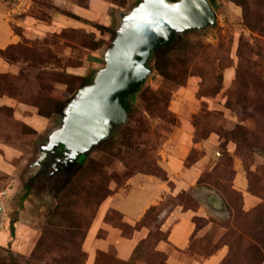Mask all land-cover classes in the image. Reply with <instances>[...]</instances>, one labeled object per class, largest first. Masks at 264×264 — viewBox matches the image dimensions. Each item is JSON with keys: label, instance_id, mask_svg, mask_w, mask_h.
Listing matches in <instances>:
<instances>
[{"label": "rangeland", "instance_id": "1", "mask_svg": "<svg viewBox=\"0 0 264 264\" xmlns=\"http://www.w3.org/2000/svg\"><path fill=\"white\" fill-rule=\"evenodd\" d=\"M138 1L0 0V264H85L86 250L95 264H122L113 242L133 228L120 229L121 214L108 210L95 235L88 230L101 203L132 177L155 181L151 167L163 169L181 125L195 187L162 197L141 223L152 234L130 263L162 264L167 255L152 249L158 216L180 204L202 209L187 251L163 245L180 264L219 251L216 264H264V0H212L216 25L155 52L157 71L150 68L111 140L65 172L35 171L61 109L103 68L118 14ZM201 189L215 192L226 212L206 209Z\"/></svg>", "mask_w": 264, "mask_h": 264}, {"label": "water", "instance_id": "2", "mask_svg": "<svg viewBox=\"0 0 264 264\" xmlns=\"http://www.w3.org/2000/svg\"><path fill=\"white\" fill-rule=\"evenodd\" d=\"M216 22L209 0H139L120 12L112 45L103 54V68L60 111L57 126L39 145L35 171L50 155H66L65 162L74 167L110 139L127 122L132 97L151 74L147 66L151 55L176 43L179 36L206 31ZM198 197L209 211L226 212L215 192L201 189Z\"/></svg>", "mask_w": 264, "mask_h": 264}, {"label": "crops", "instance_id": "3", "mask_svg": "<svg viewBox=\"0 0 264 264\" xmlns=\"http://www.w3.org/2000/svg\"><path fill=\"white\" fill-rule=\"evenodd\" d=\"M5 41V35H0V42ZM189 136L190 134L188 133V130L185 129L184 125L177 127L171 138L172 145L171 147H168L163 162H160L168 179L174 183L171 190L168 188L166 182L155 177H153L155 181H152V183L146 182L147 180L138 176L132 177L126 183V188L114 192L113 196L107 198L101 203L100 216L90 226L88 235L90 234V236H94L103 224H105L104 215L108 210L117 211L126 220V223L130 225L135 224L142 219L150 207L159 205V202L164 199L162 197H165L166 193L170 192V194L175 196L180 191L194 188L196 184V173L194 168H187L184 165V159L191 144ZM147 178H149V176H147ZM201 215V208L192 210L190 208H184L179 204L160 212L158 223L160 230L167 233V240L158 243L156 249L167 255V264H180L181 262L167 254L163 245L167 244L172 246L178 252L187 251L190 247L191 237L196 231L194 219ZM111 230L112 233H115L114 229ZM149 231V229L142 227L139 230L133 231L130 237H123L122 234L117 231L119 236L116 237L113 242V250L116 259L122 262L130 260L135 246L142 239L147 237ZM108 238H106V241ZM110 239L111 238H109L108 241ZM106 241L104 240V243L99 245L102 247L105 246L107 244ZM86 253L88 255L85 264H90L91 261L95 264V261L93 260L95 258L92 256L93 253L87 250ZM218 253L212 255L203 262H193L192 264H216V261L219 258Z\"/></svg>", "mask_w": 264, "mask_h": 264}, {"label": "trees", "instance_id": "4", "mask_svg": "<svg viewBox=\"0 0 264 264\" xmlns=\"http://www.w3.org/2000/svg\"><path fill=\"white\" fill-rule=\"evenodd\" d=\"M210 3L212 4V0H210ZM174 46H172V47H163L162 49H161V51H159L160 53H165V52H167V51H169V50H171L172 48H173ZM158 52V53H159ZM0 54H3V51L2 50H0ZM149 68H151L152 70H154V72L155 71H157V55L155 54V53H153L152 55H151V57H150V60H149V63H148V65H147ZM77 91L78 90H76L75 92H74V94L72 95L73 97L77 94ZM73 97L71 98V99H73ZM135 97H136V95L135 96H133L132 97V105H133V103H134V101H135ZM70 99V100H71ZM69 100V101H70ZM68 102V101H67ZM62 110V109H61ZM112 138V137H111ZM111 138H110V140H111ZM109 140V139H108ZM87 159V156H82L81 158H80V160H79V163H84L85 162V160ZM151 171L152 172H154V174H155V176L158 178V179H160V180H162V181H164V182H166L167 184H168V187H170V188H172L173 187V184L171 183V181L168 179V177H167V174H166V172H165V170L164 169H161L160 167H158V166H153L152 165V167H151ZM55 174V173H54ZM53 174V175H54ZM105 198V197H104ZM103 198V199H104ZM102 199V200H103ZM101 202V201H100ZM180 205V204H179ZM89 208L90 209H92V207L89 205ZM155 208H156V206H152V207H150L147 211H146V213L144 214V216L142 217V219L140 220V221H138V222H136L135 224H134V226H130L128 223H125V225H123L122 227H120V229H122L123 230V228H126V229H130V227H132L133 229H131V231H132V233H133V231H135V230H139L140 228H142V227H145L143 224H141V223H143V221L149 216V213L151 212V211H153V210H155ZM109 212H112V213H115V214H119L117 211H115V210H110ZM120 215V214H119ZM121 217H122V215H120ZM107 217V216H106ZM158 223V222H157ZM13 224H14V222H11V224H10V231H11V234L13 235V232H14V227H13ZM135 227H137V228H135ZM146 228V227H145ZM147 229H149V230H151L152 228L151 227H147ZM157 233H156V236L158 235V238H157V241H156V243L154 244V246H153V248L152 249H154V251L155 252H157V253H161L160 255L161 256H164V254L162 253V252H160V251H158L157 249H156V246L158 245V243L159 242H161V241H166L167 240V233L166 232H163V231H161L160 230V226H159V223H158V226H157ZM132 233H130V232H127V233H124V234H122V236L123 237H130L131 235H132ZM150 234V235H149ZM151 234H152V232L151 231H149V233H148V235H147V237L146 238H144V239H142L136 246H135V248H134V251H133V253H132V256H131V259L130 260H128V261H126V262H122V261H119V262H122V264H131L130 262H132L133 260H134V258H135V256L137 255V253L138 252H140L142 249H143V245H145L147 242H148V240H149V238L151 237ZM155 236V237H156ZM87 256V255H86ZM140 258H143L142 256H140ZM162 264H167V262H166V258L164 259L163 258V261H162Z\"/></svg>", "mask_w": 264, "mask_h": 264}, {"label": "flooded vegetation", "instance_id": "5", "mask_svg": "<svg viewBox=\"0 0 264 264\" xmlns=\"http://www.w3.org/2000/svg\"><path fill=\"white\" fill-rule=\"evenodd\" d=\"M60 151H62V149H59ZM67 159L66 155H56V156H52L50 155L46 162L41 166V168L39 169V171L44 170L46 168H48L52 174L59 172H65L68 169H71L72 167L69 166L65 161ZM80 160V159H79ZM79 163V161H78Z\"/></svg>", "mask_w": 264, "mask_h": 264}]
</instances>
